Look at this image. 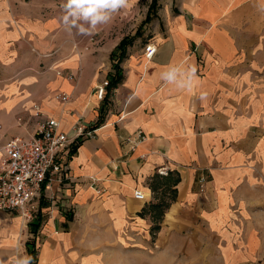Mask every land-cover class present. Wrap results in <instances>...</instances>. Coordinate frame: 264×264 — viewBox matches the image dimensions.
I'll list each match as a JSON object with an SVG mask.
<instances>
[{
	"label": "crops",
	"instance_id": "0c3cea01",
	"mask_svg": "<svg viewBox=\"0 0 264 264\" xmlns=\"http://www.w3.org/2000/svg\"><path fill=\"white\" fill-rule=\"evenodd\" d=\"M261 8L264 0H161L150 40L154 56L146 59L143 49L126 53L119 63L121 80L108 86L102 106L93 89L114 72L112 61L82 52L87 36L65 31L56 1L0 0V121L7 137L32 128L31 110L23 118L30 119L27 126L8 129L4 120L14 105L34 101L59 117L53 91L71 97L69 113L61 116L70 137L78 115L94 130L67 154L70 180L43 193L33 222L38 226L32 264L264 259ZM171 64L196 67L193 91L160 79ZM55 69L77 77L56 76ZM139 130L145 140L130 152L124 139ZM158 168L167 175L157 174ZM174 176V199L153 232L150 205L168 201L164 185ZM135 190L146 201L136 200ZM23 226L18 217L0 212L8 264Z\"/></svg>",
	"mask_w": 264,
	"mask_h": 264
},
{
	"label": "built area",
	"instance_id": "2783aa9c",
	"mask_svg": "<svg viewBox=\"0 0 264 264\" xmlns=\"http://www.w3.org/2000/svg\"><path fill=\"white\" fill-rule=\"evenodd\" d=\"M95 34L89 36L88 44L95 41ZM88 44L82 47V52L89 50ZM149 45L155 47L152 42L145 44L143 55L146 59L154 56L149 58L147 55L151 50ZM76 46L75 44L74 49ZM55 75L68 80L77 77V74L64 73L59 69H55ZM108 86L109 81L104 80L93 89L96 100L102 106ZM70 98L65 92L54 95L53 99L59 108H62L59 117L45 112L39 104H34L30 116L32 128L22 135L7 137L0 124V212L18 217L25 226L38 218L44 191L54 184L70 180L65 172V159L69 150L94 132L86 125L81 115H78L70 126L72 137L64 130L61 116L69 113L66 105ZM28 122L30 119L25 121L18 117L16 125L27 126ZM144 140L145 135L139 130L126 137L124 143L132 152ZM156 172L167 175L165 168H158ZM200 182L203 183L204 178H201ZM133 196L138 201H146L144 193L140 190H135Z\"/></svg>",
	"mask_w": 264,
	"mask_h": 264
},
{
	"label": "rangeland",
	"instance_id": "374dc122",
	"mask_svg": "<svg viewBox=\"0 0 264 264\" xmlns=\"http://www.w3.org/2000/svg\"><path fill=\"white\" fill-rule=\"evenodd\" d=\"M55 1L58 7L62 9V4L65 2V0ZM151 1L152 0H134V3L131 8L127 10H121L119 13L114 15L111 22L102 25L98 28L95 34V41L93 43L88 44L89 36H87L84 45L88 44L89 50L85 53L98 56L103 55L107 58V63L112 61L110 62V66H113L112 68L114 69V72H112L109 77L103 78V81L107 80L110 82L112 77L116 74L117 70L119 73V63L125 57L126 53L136 49L142 50L145 44L151 42L150 40L153 36L152 34L154 32L155 25L157 24V14L160 10L161 0H157V6L153 10L154 12L152 13V17L149 21L146 22L145 19L148 15V10ZM101 65L103 67V63H101ZM259 72H257V75L263 74V72ZM56 93L59 92L53 91L52 98ZM35 103L36 102L32 101L29 105L17 104L12 107L13 111H11L12 109L8 110L6 113V118L4 120V122L8 126V129L11 128L14 123L17 122L18 117H21L23 119L25 115H29ZM57 110L59 113L62 112V108H58ZM102 111L100 109L97 110L98 114H101ZM2 122L3 121H0V124L2 125L3 130L6 133V127L3 125ZM33 231L34 228H32L30 224H27L26 226H23L22 231L18 232L16 242L12 247V250L10 251L12 252V264H14V259L18 255L30 256V254L34 255V253L36 252V242L34 240L35 232ZM1 239L2 238L0 237V240ZM8 250L9 248L2 247V245H0V260H3L5 264H8ZM258 263L264 264V259L262 261H259Z\"/></svg>",
	"mask_w": 264,
	"mask_h": 264
},
{
	"label": "clouds",
	"instance_id": "9594fccd",
	"mask_svg": "<svg viewBox=\"0 0 264 264\" xmlns=\"http://www.w3.org/2000/svg\"><path fill=\"white\" fill-rule=\"evenodd\" d=\"M134 0H65L62 4V23L65 31L70 35L75 33L80 36H92L102 25L108 24L114 15L121 10L132 7ZM264 11V8H261ZM147 52L150 58L156 49L152 45ZM197 69L195 66L184 67L183 64H171L160 73V79L168 85H174L177 89L193 91L197 85ZM206 93L200 94L203 100ZM32 257L28 255L17 256L14 264H31ZM0 264H5L0 260Z\"/></svg>",
	"mask_w": 264,
	"mask_h": 264
},
{
	"label": "trees",
	"instance_id": "16d2710c",
	"mask_svg": "<svg viewBox=\"0 0 264 264\" xmlns=\"http://www.w3.org/2000/svg\"><path fill=\"white\" fill-rule=\"evenodd\" d=\"M156 6H157V0H152L150 7H149V10H148V15L145 19L146 22L149 21L150 18L152 17V13L154 12L153 10L156 8ZM120 80H121V76L117 70L116 74L112 77L111 81L109 82L110 89L113 87H116V85L120 82ZM100 110L102 111V108H100ZM100 121H101V118H99L97 120V123H96V125H94V128L97 127V125L100 123ZM74 151H75V149H74ZM178 179H179L178 177L174 176L172 179L165 182L164 187L168 191V194H169L168 201L165 198H162L158 203L150 205V208H152L154 211V213L151 215V218H152V221L154 223H156L152 227L153 232H156L159 230V225L157 224V222L163 216L164 211L168 208L170 201H172L174 199L175 190L172 188V186L177 184ZM152 188H155V187H152ZM37 224L33 223V226H32V228H34L33 232H35V230L38 226Z\"/></svg>",
	"mask_w": 264,
	"mask_h": 264
}]
</instances>
